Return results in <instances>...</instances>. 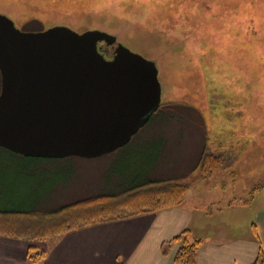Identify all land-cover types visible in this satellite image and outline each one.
<instances>
[{"label": "rangeland", "instance_id": "374dc122", "mask_svg": "<svg viewBox=\"0 0 264 264\" xmlns=\"http://www.w3.org/2000/svg\"><path fill=\"white\" fill-rule=\"evenodd\" d=\"M0 13L20 29L64 22L116 36L157 64L163 104L130 143L100 158H31L0 148V205L33 200L46 211L120 194L131 177L121 173L127 162L152 161L158 149L156 178L194 186L190 203H199L201 185L216 190L212 197L225 191L242 208L232 224L251 233L264 206V0H0ZM204 148L230 166L205 175L197 166Z\"/></svg>", "mask_w": 264, "mask_h": 264}, {"label": "water", "instance_id": "95a60500", "mask_svg": "<svg viewBox=\"0 0 264 264\" xmlns=\"http://www.w3.org/2000/svg\"><path fill=\"white\" fill-rule=\"evenodd\" d=\"M0 73V147L31 158L111 154L162 104L157 64L101 30L23 31L0 13Z\"/></svg>", "mask_w": 264, "mask_h": 264}, {"label": "crops", "instance_id": "0c3cea01", "mask_svg": "<svg viewBox=\"0 0 264 264\" xmlns=\"http://www.w3.org/2000/svg\"><path fill=\"white\" fill-rule=\"evenodd\" d=\"M233 179L239 185L243 181L238 174ZM202 188L199 203H190L197 192L193 186L180 206L81 228L47 243L0 235V264H34L30 247L46 251L39 264H174L179 246L172 240L186 229L203 241L198 264H253L264 253V206L249 234L246 225L232 224L242 213L237 200H227L225 191L212 197L216 190Z\"/></svg>", "mask_w": 264, "mask_h": 264}, {"label": "trees", "instance_id": "16d2710c", "mask_svg": "<svg viewBox=\"0 0 264 264\" xmlns=\"http://www.w3.org/2000/svg\"><path fill=\"white\" fill-rule=\"evenodd\" d=\"M21 25H23L21 30L30 32L44 31L50 27L39 25L32 29L28 22L21 23ZM62 25L68 26L69 24L63 22ZM100 46L103 49L106 47L104 43ZM162 107L163 104H161L158 114H160ZM161 145H157L156 148ZM159 149H162V146ZM161 153L162 150L154 149L152 154L156 156H153L152 161L148 160L144 164H139L138 161L127 162V164L123 162L126 165L121 171L122 176L124 177L130 172V175L127 176L131 177L124 179L119 185L120 194L114 192L94 195L62 205L57 209H46V211L37 208L34 204L35 201L32 203L33 200L27 202H12L11 200V203H3L0 205V235L33 243H42L81 228L115 222L182 205L191 184L186 183L187 181H165L154 176L155 172L153 174V171L158 167V160L156 162V159H158L157 156L160 157ZM22 162L34 163L33 160H24L21 161V164ZM230 164L227 156L209 153L204 148L197 166L198 169L205 172V175H210L226 169ZM260 188L257 187L255 190ZM125 193H130L128 195L130 198L127 200L121 199ZM244 204L248 205L249 201H244ZM124 208L127 211L123 210ZM172 242L179 246L174 255V264H198L199 251L203 241L195 237L190 229L181 232ZM45 258V250L38 247L29 248L28 259L30 262L39 264ZM253 264H264L262 250Z\"/></svg>", "mask_w": 264, "mask_h": 264}, {"label": "flooded vegetation", "instance_id": "af4514ba", "mask_svg": "<svg viewBox=\"0 0 264 264\" xmlns=\"http://www.w3.org/2000/svg\"><path fill=\"white\" fill-rule=\"evenodd\" d=\"M115 46H111V47H104V49L103 50H105L106 52H105V56H106V58L107 59H110V58H112V56H113V54H114V51H115Z\"/></svg>", "mask_w": 264, "mask_h": 264}]
</instances>
